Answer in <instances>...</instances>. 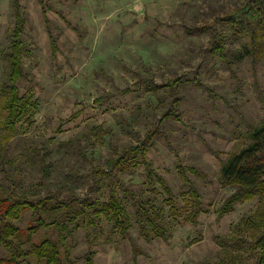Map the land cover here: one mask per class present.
Segmentation results:
<instances>
[{"label":"rangeland","instance_id":"rangeland-1","mask_svg":"<svg viewBox=\"0 0 264 264\" xmlns=\"http://www.w3.org/2000/svg\"><path fill=\"white\" fill-rule=\"evenodd\" d=\"M244 2L21 0L25 76L19 95L36 104L5 143L0 98V196L79 201L66 218L70 234L50 226L64 219L53 200L43 213L46 227L13 239L26 256L2 245L1 259L45 264L32 250L51 237L63 264H86L90 252L93 264H257L258 232L245 221L259 208L258 198L218 214L237 189L223 186L221 164L264 124V54L254 61L249 37L217 21ZM13 6L14 0H0V87L10 74ZM214 35L221 36L225 60L212 50ZM174 80L178 84L169 87ZM172 112L177 118H166ZM136 146L146 153L135 167L117 168L112 179L99 174ZM145 162L179 207L188 189L178 169L186 171L205 211L197 225L184 222L183 213L177 221L168 217L164 195L152 192L159 185L147 183ZM112 197L126 212L128 238L95 214ZM136 201L165 209L168 243L142 236ZM31 219L27 211L14 224L28 230Z\"/></svg>","mask_w":264,"mask_h":264},{"label":"trees","instance_id":"trees-1","mask_svg":"<svg viewBox=\"0 0 264 264\" xmlns=\"http://www.w3.org/2000/svg\"><path fill=\"white\" fill-rule=\"evenodd\" d=\"M21 0H14L15 28L11 38L10 52L8 55V65L10 74L7 82L0 87V98L2 100V112L4 118L1 122L3 129L7 132L5 143L13 139L17 131V124L21 119L28 116L31 109L35 108L36 103L23 99L19 95V82L24 78V69L22 66V54L25 51L22 36L24 33V19L20 8ZM228 29L236 32L238 35L246 34L250 40V51L248 52L255 60H258L264 54V0H245L244 4L237 8L229 16L217 17ZM215 43L212 50L221 55L225 60L226 54L224 47L219 43L221 36L214 35ZM54 54L57 52V46L52 39ZM178 84V80L169 83V87ZM172 91L174 90L171 88ZM177 118L174 112L166 115ZM250 143L239 152L230 156L221 164V175L223 186L236 187V191L224 203L218 211L219 217L229 214L235 205L243 202H251L255 198L259 200V208L256 213L246 219V225L254 228L258 235L253 241V248L257 252V264H264V124L251 129L249 134ZM146 150L140 146L126 150L121 156L108 162L107 170H99L100 175L108 179L114 177V171L119 167H135V159L144 160ZM147 174V183L150 187L159 185V189L153 188L152 192L156 195H164V206L168 207V217L177 221L181 218L183 221L192 225H197L198 219L203 214L204 208L201 202L199 191L189 183L186 171L178 169V173L187 184V199L183 207L177 205V201L166 181L157 175L152 168L145 162ZM189 173L198 178L205 179V175L196 169H188ZM62 208L60 215L64 218L61 221H54L50 226L54 232L65 231L70 234V228L66 224L69 210L79 201L78 198L70 200L59 199L57 195H51L44 199L29 200L24 197H18L15 194L0 196V248L5 245L15 249L18 257H24L22 253L14 246L13 239L22 237L28 232L36 233L40 228L46 227L43 220V213L47 205L52 201ZM133 209L136 213L139 230L148 241L153 238L162 239L168 243L172 239V230L165 227L162 217L165 215L164 208L155 206H144L143 202H134ZM31 211V222L29 229L23 230L14 223L22 218L23 213ZM78 214V212H77ZM98 216H105L114 227L118 229L125 238L129 237L126 221V212L120 202L112 197L110 201L102 206V209L96 210ZM38 224V225H36ZM147 226L150 230L147 229ZM151 231V232H149ZM61 235V234H60ZM136 249V246L133 245ZM32 254L38 262L45 264H63L61 252L57 242L51 237L45 239L39 246H35ZM28 255V254H27ZM0 264H19L13 260H4L0 258ZM86 264H93V253H88Z\"/></svg>","mask_w":264,"mask_h":264}]
</instances>
